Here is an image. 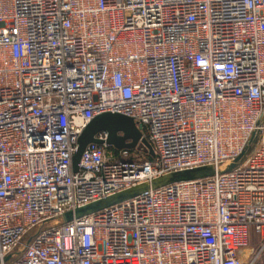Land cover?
Masks as SVG:
<instances>
[{"label":"built area","instance_id":"2783aa9c","mask_svg":"<svg viewBox=\"0 0 264 264\" xmlns=\"http://www.w3.org/2000/svg\"><path fill=\"white\" fill-rule=\"evenodd\" d=\"M103 113L154 157L99 131L73 172ZM0 264H264V0H0Z\"/></svg>","mask_w":264,"mask_h":264},{"label":"water","instance_id":"95a60500","mask_svg":"<svg viewBox=\"0 0 264 264\" xmlns=\"http://www.w3.org/2000/svg\"><path fill=\"white\" fill-rule=\"evenodd\" d=\"M99 131H105L107 133L105 143L113 149H132L137 145H141L143 148H145L146 153L149 156L154 157L152 147L144 138L141 137L140 132L137 130L131 118L118 113H103L92 118L78 136L76 151L71 159L73 172L78 170L79 159L85 147L90 143H102L100 140L94 137ZM243 155L244 152L232 162L222 165L218 169V172L224 173L230 171ZM214 173L215 169L211 166L168 173L160 177H156L149 182L137 184L125 190L109 195L103 199L91 202L82 207L75 208L74 210L66 211L61 216L60 221L65 223L75 218L93 214L133 198L149 189H156L178 181L204 178L211 176ZM51 225L52 224L45 225L44 228H48ZM22 252L23 247H20L16 253V257L20 256ZM10 260V256L3 258V262L6 263Z\"/></svg>","mask_w":264,"mask_h":264},{"label":"rangeland","instance_id":"374dc122","mask_svg":"<svg viewBox=\"0 0 264 264\" xmlns=\"http://www.w3.org/2000/svg\"><path fill=\"white\" fill-rule=\"evenodd\" d=\"M132 151H137L139 153L146 154L145 148H143L141 145H137L134 148L129 149V152H132ZM201 167H205V166H200L198 168H201Z\"/></svg>","mask_w":264,"mask_h":264},{"label":"trees","instance_id":"16d2710c","mask_svg":"<svg viewBox=\"0 0 264 264\" xmlns=\"http://www.w3.org/2000/svg\"><path fill=\"white\" fill-rule=\"evenodd\" d=\"M148 156V155H147ZM148 158H150L149 156H148Z\"/></svg>","mask_w":264,"mask_h":264}]
</instances>
